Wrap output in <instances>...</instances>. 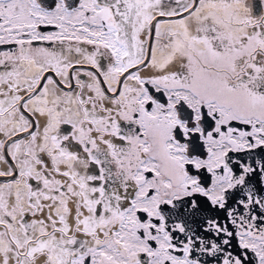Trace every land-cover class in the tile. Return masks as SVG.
I'll return each instance as SVG.
<instances>
[{
	"label": "snow or ice",
	"instance_id": "6c2138e0",
	"mask_svg": "<svg viewBox=\"0 0 264 264\" xmlns=\"http://www.w3.org/2000/svg\"><path fill=\"white\" fill-rule=\"evenodd\" d=\"M0 264H264V0H0Z\"/></svg>",
	"mask_w": 264,
	"mask_h": 264
}]
</instances>
